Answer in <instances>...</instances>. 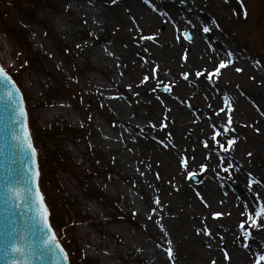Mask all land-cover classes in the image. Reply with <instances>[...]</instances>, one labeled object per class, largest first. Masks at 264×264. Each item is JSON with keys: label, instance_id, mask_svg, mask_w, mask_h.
<instances>
[{"label": "rangeland", "instance_id": "1", "mask_svg": "<svg viewBox=\"0 0 264 264\" xmlns=\"http://www.w3.org/2000/svg\"><path fill=\"white\" fill-rule=\"evenodd\" d=\"M49 2L29 18L12 0H0V64L15 74L23 92L39 157L45 155V144L85 172L98 171L89 183L94 197L83 195L78 178L58 168L51 185L41 186L47 202L59 209L64 229L57 234L74 240L93 264H171L159 247L166 246L163 233L147 219L159 196L163 209L154 219L164 218L175 264H254V251L242 247L237 237L239 222L264 203V0H244V19L237 0H154L159 11L144 0ZM204 26L211 31L203 32ZM177 27L191 31L192 41H177ZM105 33L106 41L91 40ZM153 33L155 42L139 38ZM60 45L72 46L76 54L67 56ZM227 50L235 63L215 83L195 77L196 70H211L226 59ZM31 56L33 63L24 66ZM155 64L164 84L175 81L172 95L160 89L153 93L154 79L139 84L143 74L152 75ZM236 67L244 71L236 72ZM182 72L190 73L188 81ZM54 89L58 93L45 101ZM225 94L231 98L236 131L223 134L227 139L221 143L227 147L237 137L229 153L216 149L211 139V125L222 127L227 121L225 112L217 115L220 108L227 111ZM165 105L171 109L168 126L160 129ZM61 128L69 129L67 134L58 133ZM180 155L195 157L187 171L179 164ZM229 163L233 168L223 171ZM201 164L207 165L204 171ZM188 171L199 177L196 183ZM250 179L259 181L251 190ZM214 211L230 215L214 219ZM120 213L133 224L118 220ZM204 217L212 239L195 231L203 227ZM253 235L259 239L249 243L264 251V229H253Z\"/></svg>", "mask_w": 264, "mask_h": 264}, {"label": "snow or ice", "instance_id": "2", "mask_svg": "<svg viewBox=\"0 0 264 264\" xmlns=\"http://www.w3.org/2000/svg\"><path fill=\"white\" fill-rule=\"evenodd\" d=\"M112 4H116L117 0H111ZM144 3L151 7L154 11H159V9L156 7V4L154 3V0H144ZM239 3L241 4V7L243 8V14L247 16V8L244 5V0H239ZM162 16H167V12H161ZM135 19V18H133ZM189 24H191V21H188ZM215 24V21L213 22ZM216 27H219L218 24H215ZM138 27V25H136ZM194 27V25H193ZM203 32L207 33L210 32L211 29L208 26L203 27ZM142 31V30H141ZM177 35L175 39L177 41H180L181 39L186 40L188 42H191L193 39V34L191 31H189L187 28L181 30L179 27L176 29ZM141 40L145 41H153L155 42L157 39V34L153 33L151 35H141L139 37ZM79 47V45H77ZM147 51V49H145ZM188 50L185 49V54L182 57V59L186 62L188 59L187 56ZM233 52L231 50L226 51V59H222L219 61V63L213 67L211 70H209L207 67L200 68L194 72V75L196 78L205 77L206 80L209 83H215L216 80L220 78L222 75V70L227 68L229 65H232L235 63V61L232 59ZM145 63H148L147 60H145ZM254 63L259 64L260 61H254ZM159 64H155L154 67L151 68L152 75L149 76L148 74H143L139 84L143 85L146 84L150 79L156 80V86L151 89L153 93L157 92L159 89H163V92L168 93L169 95H172V88L175 83V81H172L168 84H164L163 81H161L157 75L159 70ZM236 72H243L244 69L240 67L235 68ZM123 75V73H121ZM180 76L184 81L189 80L190 73L189 72H182L180 73ZM0 81H3L5 83H10L11 88L7 90L6 95L10 100H13L15 106H16V115L17 118H23L24 120V132L26 133L23 137H20L19 139L22 140L24 146L28 151L31 153V164L32 166L29 167V172L31 174V184H33L35 187L34 189L32 187H29L26 189L24 196L26 198H31L35 210V217L34 219L39 222L42 225V230L47 229V231L44 233V236L40 240L39 247L42 249L41 255L44 254V252L52 251L53 246H55V250H57V254L61 255L63 257V260L68 262L69 260V253L63 248V246L60 245L58 237L56 232L54 231L52 224L50 223L49 216L50 211L48 205L45 203V197L44 194L40 190V176L41 172L39 169V165L37 163V148L34 146L32 142V136L30 131L27 127V121H28V113L24 106V98L23 94L20 90V88L16 85V82L13 80L12 76L6 71L5 67L0 64ZM129 91H133V85L128 84L127 85ZM239 88V85H237ZM134 95H139L137 92H133ZM157 99H160L158 96ZM176 99L179 100V97H176ZM230 97H228L226 94L224 96V102L227 106V111H225V108H220L219 112H217V115H219L220 112H225V115L227 117L226 124H223L222 127H218L216 124H212L211 127L213 129L212 137L211 139L219 145V148L225 152L229 153L233 150V147L236 143L237 137L233 136L227 141V147H225L224 144L220 143V141L217 139V137L221 136L222 134H227L229 132H235V128L232 127L233 119H232V107L229 104ZM163 102V101H161ZM182 103H185L187 107H191V104L185 101H181ZM171 109L168 108L165 105V112L162 117V122L159 125L160 129L166 128L167 121H168V112H170ZM261 115H264V113H261ZM91 119V116L89 117ZM152 128H156V124L151 125ZM257 132H259V129H257ZM168 136L171 137V133H168ZM161 144H164L165 147H169V144H166L165 141L161 140ZM203 145L205 148L208 147V140L203 141ZM174 146V145H173ZM249 156L252 155V153H248ZM189 159L195 160V157L189 158L185 155L179 156V164L180 166L187 171L189 168ZM224 157H221V160H223ZM201 171H204L207 168L206 164L199 165ZM233 168V165L231 163L228 164V167L223 168V171L229 172ZM143 175V173H141ZM249 177L252 176L251 173H248ZM157 179H159V173L156 174ZM196 176L195 172L188 171V178L192 179ZM253 183H259V181H254L252 179L249 180L248 188L249 190L252 189ZM178 190V189H177ZM9 192L12 194L15 199H19L20 194L16 192L15 188H10ZM197 197L204 203L205 207H209L206 200H204V197L201 195L199 191L196 192ZM256 199H259V194H256ZM15 203V200H13ZM153 203L156 205V207H153L150 209V214L147 216V219L152 221L154 224H156L161 232L163 233V238L165 239V243H161L159 247H161L167 254L169 260L171 261V264H175L174 259V250H173V241L169 238V232L165 227V224L163 221V216H159V218L154 219V216L158 213V210L163 209V204L161 202V198L159 196H156L154 198ZM223 203V201H221ZM248 205H245V209H247ZM255 214L253 215L252 212L247 213L246 219H242L238 224V231L240 235L237 237V239H242V247L245 249H250L254 251L255 253V261L254 264H264V251H261L259 249H256L253 247L249 241H255L258 240V237H255L253 235V229H264V223H261V219L264 218V203L259 204V206L254 210ZM230 215V213H222L219 211H214L211 213L212 218L216 219L223 215ZM133 215H136L135 212H133ZM242 216L245 215V212L242 211ZM203 227L202 228H196L195 231L197 234H203L204 236L208 237L209 239L214 238L213 237V231L210 228V226L207 223V217H204L202 220ZM20 235L19 233L13 229V232L10 233V239L8 241L7 247L5 249V255L10 257L9 264H29V258L33 254L35 250V242H33L32 245H28L27 243L21 244L20 243ZM219 239L221 241L224 240L223 235H219ZM262 247H264V240L260 241ZM208 248H211L212 245L208 244ZM223 255L225 259H229V253L226 248L223 249ZM211 264H216L215 260L211 261Z\"/></svg>", "mask_w": 264, "mask_h": 264}, {"label": "water", "instance_id": "3", "mask_svg": "<svg viewBox=\"0 0 264 264\" xmlns=\"http://www.w3.org/2000/svg\"><path fill=\"white\" fill-rule=\"evenodd\" d=\"M10 88V83L0 81V264H9L10 257L5 255V249L13 229L19 233L21 244L35 242L29 264H66L55 246L41 255L39 243L47 229L42 230V225L34 219L33 202L24 196L26 189L35 187L28 170L32 166L31 153L19 139L26 134L24 120L17 118L16 106L6 95ZM27 127L30 131L28 123ZM198 178L196 175L191 180L197 182ZM10 188L20 194L19 199L12 196Z\"/></svg>", "mask_w": 264, "mask_h": 264}, {"label": "trees", "instance_id": "4", "mask_svg": "<svg viewBox=\"0 0 264 264\" xmlns=\"http://www.w3.org/2000/svg\"><path fill=\"white\" fill-rule=\"evenodd\" d=\"M45 1L47 3H45ZM51 0H12V4L16 6L17 9H20L22 16H28L29 18L34 17L35 16V10L37 8H40L42 6H45L47 4H49ZM104 2H108L110 0H103ZM109 35L107 33H105L104 35H101L99 37L93 38L91 39L94 42H104L108 39ZM88 38V37H87ZM19 44V42H18ZM21 44V42H20ZM19 44V45H20ZM60 50L62 53H65L67 56H73L76 54V50L75 48H72V46L70 45H60ZM29 57V56H26ZM31 60H28V58H25L24 61V66H28L30 64L33 63V56L30 57ZM140 90V89H139ZM58 93L57 89L51 90V93L47 96V99L45 101L48 102V100L52 99L56 94ZM142 94H146L144 93V91H142ZM151 128V127H150ZM149 128V129H150ZM69 130V129H67ZM66 128H61L60 131H58V133L60 134H67ZM146 130L148 129H143V132L146 133ZM62 131V132H61ZM51 133V132H49ZM225 140L227 139L226 137H222ZM222 138L219 137V141L220 143L222 142ZM215 146H219L218 144H213ZM44 146V156H42L40 158V169H41V184L42 186H48L51 185L52 183V177L54 176L55 179V173L54 171L59 168L62 169L64 171H68L69 173H71L73 176L78 178V182L81 184V189H82V194L85 196H89V197H94L93 192H90L91 189L89 188V183L91 181V179L98 174L97 170H93V171H87L85 172V170H82L78 165H76L75 163L72 162V160L66 156L65 154H62V152H60L57 149H51L48 150L47 147ZM54 184H56V180H54ZM100 197V196H99ZM49 207H50V215H51V223L54 227L58 228L61 232L63 228V222L61 221L59 214L58 213V208L54 209V207H51V204L49 203ZM118 220H122L123 221H129L133 224L134 221L131 220V217L129 215L126 214H121L119 215V217L117 218ZM61 221V224H60ZM63 243L66 245L68 251H69V255H70V261L71 264L74 263H78V264H93L94 260L87 258L85 256H83L81 254V250L79 248L78 245H76L75 241L69 239V238H63ZM71 245V247L69 246Z\"/></svg>", "mask_w": 264, "mask_h": 264}]
</instances>
